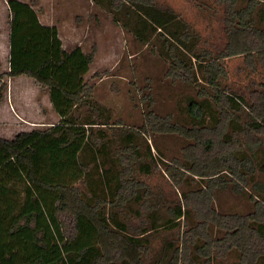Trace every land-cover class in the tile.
Instances as JSON below:
<instances>
[{
	"label": "trees",
	"instance_id": "trees-1",
	"mask_svg": "<svg viewBox=\"0 0 264 264\" xmlns=\"http://www.w3.org/2000/svg\"><path fill=\"white\" fill-rule=\"evenodd\" d=\"M94 1L105 4L116 21V13L124 7L133 10V26L128 25L129 19L122 23L144 42L157 32L161 38L160 54L168 61V76L206 83L212 90L210 100L218 106V116L211 125L203 123L211 115L205 107L206 98H189L186 114L191 125L172 121L170 114L161 115L148 108L138 127L121 132L123 145L118 146L113 157L109 156L108 167L121 168L113 174V186L104 184L108 186L106 195L109 192L112 198L108 202L121 207L135 198L144 203L143 182L129 175L133 169L150 173L155 161L149 145L144 152L139 149L136 135L178 133L189 141L181 146L182 159L174 158L165 168L176 181H181L186 173L204 179L205 186L185 194L184 199L191 200L183 201L194 208L200 220L181 232L180 245H167L171 248L169 254L165 246L158 252L151 245L150 234L165 227L174 229V221L186 216L185 209L175 207L173 219L153 221L149 228L146 219H141V227L134 234L128 233L124 224L117 221L115 211H109L107 219L104 197L88 201L72 181H67L69 176L75 180L83 173L86 162L80 155L87 146L94 164L100 162L96 158L99 152L101 156L108 154L104 141L97 144L91 132L97 121L74 114V107L85 103L91 90L83 74L92 55L80 46L69 51L62 48L56 26L42 23L31 3L7 0V74H27L46 84L60 120L46 129L20 130L11 138L0 136V264H211L213 255L223 256L231 249L237 256L233 264H264V185H251L247 196L253 210L246 215H225L210 206L214 188L232 181L233 188L242 191L247 174L264 161L263 154H258L264 133V89H252L248 101L240 92L221 84L226 67L219 60L244 53L248 62L257 59L264 64V25H259L260 18L255 21L252 17L257 8L264 20V0H246L238 8L237 0H219L231 8V14L225 26L228 40L215 54L200 48L197 33L172 8L161 6L156 0ZM198 91L207 94L205 90ZM244 103L249 119L228 133L227 122L238 121L239 115L234 111H240ZM222 173L230 177L227 179ZM18 182L24 184H11ZM19 185L22 189H18ZM87 195L92 198L94 190ZM143 215L137 209V216ZM63 217L71 223L70 236L63 230ZM208 225L222 231L221 236L212 237ZM200 240L203 241L199 243ZM190 243L193 255L188 250Z\"/></svg>",
	"mask_w": 264,
	"mask_h": 264
},
{
	"label": "rangeland",
	"instance_id": "rangeland-1",
	"mask_svg": "<svg viewBox=\"0 0 264 264\" xmlns=\"http://www.w3.org/2000/svg\"><path fill=\"white\" fill-rule=\"evenodd\" d=\"M22 1L33 5L42 23L56 26L62 48L69 51L80 46L92 55L89 67L83 74L84 81L91 87L90 93L86 97V102L74 107L73 110L78 117L97 121L91 126V132L96 137L97 144L104 141L105 153L108 154L101 156L99 152L96 158L100 162L94 164L91 160L90 147L87 146L80 155L83 162H86L83 173L75 180L69 176L67 181H72L82 197L87 198L88 201L94 202L97 196L104 197L106 201L103 208L107 219H110L109 211H115L117 221L124 224L128 233H133L141 227L144 222L141 219H146L145 225L149 228L153 221L173 219L175 207L180 206L185 209L186 216L174 221V224H177L174 229L170 231L165 227L150 234L154 249L158 251L165 246L169 254L171 248L167 245L169 243L173 247L180 245L181 232L193 227L200 220L194 208L184 204L183 201L185 194L193 193L205 186L204 179L186 173L181 181H176L165 168V164L172 162L174 158L182 159L181 146L189 139L178 133L150 132L147 135H136L139 149L144 152L149 145L155 161L150 173L145 174L133 169L129 175L133 179H140L144 184L141 187L146 191L142 198L143 204L135 198H131L121 207L113 206L108 202L112 198L109 192L106 195L105 190L108 186L104 184L113 186V174L115 170L121 168L120 165L115 168L108 167L111 163L109 156L113 157L118 146L123 145L120 139L124 133L121 132L132 131L138 127L148 108L161 115L170 114L172 121L177 120L191 125V119L186 114L189 98L196 100L206 98L205 107L211 115L203 123L213 124L218 116V106L209 98L212 91L210 86L200 80L186 82L168 76V61L160 54L161 38L157 32L148 36L147 42L138 38L122 23L125 19H129L128 25L132 27L134 24L135 12L129 11L127 7L116 13L119 19L116 21L105 4L101 5L94 0ZM156 1L161 6L172 8L185 20L197 33L200 48H207L215 54L225 46L228 40L225 26L229 21L228 16L230 19L231 8L225 5L224 1ZM245 2L246 0H237L235 7L243 6ZM261 6L264 10V5ZM261 16L260 9L256 8L252 12L255 21L261 19L260 26L264 25ZM9 19L7 0H0V84H2L0 99L2 120L0 121L5 120L2 108L6 105L9 106L13 117L5 123H0V134L3 135L1 137L6 136L5 138L13 137L20 130L46 129L60 120L59 114L52 106L49 87L46 84L38 82L27 74L8 76ZM245 57L244 53H236L219 59L226 67V76L221 77L220 80L221 84L240 92L249 101L252 98L250 95L252 89H264V64L257 59L248 62ZM198 90H205L206 96L199 94ZM247 109L244 103L240 111H234L235 115H239L238 121L234 119L227 122L228 133L249 119ZM261 137L263 140L258 154L264 156V133ZM134 165L136 166V163ZM224 176L227 179L230 177L227 174ZM232 183L229 181L212 190L210 206L221 214L246 215L253 210V204L247 196L251 185L255 183L264 185V161L258 162L247 174V183L243 184L242 191H236ZM11 184H24V182ZM18 189H22V185H19ZM91 189L94 190V195L89 199L87 194ZM99 201L102 205V200ZM137 209L144 214L142 217L137 216ZM62 227L66 236L72 234L69 219L62 218ZM207 230L212 237L222 234V231L220 232L215 226L208 225ZM202 241L200 240L199 243ZM191 244L188 250L190 255H193L195 251ZM202 260L203 258L200 262ZM236 261V252L231 249L223 256L213 255L210 263L233 264Z\"/></svg>",
	"mask_w": 264,
	"mask_h": 264
},
{
	"label": "crops",
	"instance_id": "crops-1",
	"mask_svg": "<svg viewBox=\"0 0 264 264\" xmlns=\"http://www.w3.org/2000/svg\"><path fill=\"white\" fill-rule=\"evenodd\" d=\"M0 107H2L1 105H0ZM1 109V108H0ZM3 109V112H4V117H5V120L4 121H0V123H5V122H7L9 119H13V117H12V115H11V112H10V109H9V106L8 105H6V107L5 108H2ZM23 118V117H22ZM24 119V118H23ZM0 120H2V118H0ZM0 136H3L2 134H0ZM4 137H6V136H4ZM5 184H9V183H5Z\"/></svg>",
	"mask_w": 264,
	"mask_h": 264
}]
</instances>
